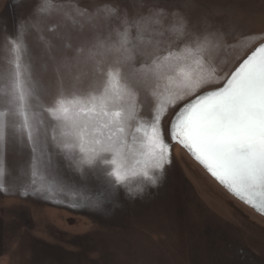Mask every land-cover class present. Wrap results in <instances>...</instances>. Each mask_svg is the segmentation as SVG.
Returning a JSON list of instances; mask_svg holds the SVG:
<instances>
[{
    "label": "snow or ice",
    "instance_id": "obj_1",
    "mask_svg": "<svg viewBox=\"0 0 264 264\" xmlns=\"http://www.w3.org/2000/svg\"><path fill=\"white\" fill-rule=\"evenodd\" d=\"M53 11L52 0H43L37 8L38 14ZM85 14L77 12L81 17ZM88 15L115 19L118 24L76 48L67 42L70 37L58 33L57 38L65 40L60 58L50 54L51 41L41 37L49 53L44 72L33 67L23 24L18 26V38L7 41L12 58L10 67L0 70V154L9 141L26 146L28 178L18 188L6 186V164L0 160V193L75 197V185L66 182L61 164L82 181L99 183L95 199L82 198L92 207L111 203L121 189L130 196L142 192L157 184L170 163L171 145L162 126L168 107L194 96L173 116L172 142L187 149L231 193L264 214V45L235 70L222 74L210 59L222 36L206 21L202 31H192L181 13L165 12L155 2L132 19L111 3ZM71 23L75 27L77 21L72 18ZM166 34L173 41L158 39ZM177 42L182 47H176ZM65 50L73 55H64ZM136 60L139 67L133 64L132 72L126 74L125 66ZM84 65L91 66L89 90L75 85L65 89L62 70ZM49 66L55 81L45 83ZM130 76L150 88L159 101L149 118L141 115L143 104ZM53 83L55 96L51 104H45ZM212 85L220 86L201 92Z\"/></svg>",
    "mask_w": 264,
    "mask_h": 264
},
{
    "label": "rangeland",
    "instance_id": "obj_2",
    "mask_svg": "<svg viewBox=\"0 0 264 264\" xmlns=\"http://www.w3.org/2000/svg\"><path fill=\"white\" fill-rule=\"evenodd\" d=\"M9 2L0 0L1 17L10 11ZM153 2L165 12L181 13L192 31H202L206 21L221 34L220 46L210 53V59L222 74L235 70L264 42V0H56L51 14H38L37 0L23 15L27 29L23 40L34 58V69L44 72V66L49 64L43 42L36 43L35 29L41 37L52 38L51 55L60 58L65 40L58 39V33L70 37L67 42L76 48L87 46L86 41L106 35L110 25L118 24L115 19L89 18L88 14L98 6L111 3L132 19L146 12L147 5ZM141 3L145 6L141 7ZM78 11H85V16L77 15ZM72 18L77 21L75 27ZM53 26L57 27L49 33ZM158 39L169 42L174 38L166 34ZM175 46L182 47V42ZM5 47L6 51L10 48L7 44ZM64 55L71 57L73 53L65 50ZM10 58L4 48L0 50V70L8 69ZM133 64L139 67V60L125 66L126 74L132 72ZM90 68L84 65L80 69H63L64 88L75 85L88 91L93 81ZM129 79L143 104L141 115L149 118L159 101L153 98L150 88L137 84L135 77ZM44 80L55 81L51 66ZM219 86L212 85L201 92ZM54 96L53 83L45 104H51ZM193 98L189 96L168 107L162 121L172 162L171 167L165 165L164 181L131 196L121 189L119 199L112 201L114 210L105 211V219L93 216L87 208L56 207L0 193V264H264V216L233 197L182 147L171 142L169 126L173 116ZM22 151L23 148L19 152L13 149L8 153L5 147L0 154L10 173L8 184L26 174L28 151ZM66 175L75 179L78 188H85L77 182L81 180L77 174ZM89 180L83 184H89ZM132 186H136L135 182ZM159 197L166 200L160 203Z\"/></svg>",
    "mask_w": 264,
    "mask_h": 264
},
{
    "label": "water",
    "instance_id": "obj_3",
    "mask_svg": "<svg viewBox=\"0 0 264 264\" xmlns=\"http://www.w3.org/2000/svg\"><path fill=\"white\" fill-rule=\"evenodd\" d=\"M262 45H264V42L261 43L257 48H255L249 55H251L254 51H256L259 47H261ZM248 55V56H249ZM247 56V57H248ZM247 57L245 59H247ZM243 62V61H242ZM241 62V63H242ZM172 142V140H171ZM173 143V142H172ZM174 144H178V143H174ZM180 147H182L180 144H178ZM214 180H216L208 171L207 169L202 165L200 164L193 156L192 154L187 150L185 149L184 147H182ZM27 149V147H26ZM28 151V149L26 150ZM25 151V152H26ZM21 165L18 164V167H20ZM61 171H62V174H63V177L64 179L66 180V182L69 184V185H72L74 184L75 185V191L78 193L75 197L73 196H70V195H60V196H57V197H53L51 199H47L43 196H39V195H32L31 193H29L27 196H21L18 194L17 191H9L7 193H4L6 195H10L11 197H20L22 199H34L36 201H39L41 203H45V204H50L52 206H60V207H66V208H70V209H81V208H87L89 209V212H92L93 216L95 217H98V218H103L105 219V217L108 215V213H106L105 211H112L114 210V207L111 206L112 202L111 203H104L102 206L100 207H92L90 206L89 204L87 203H84L82 202V198H88L89 200H92V199H95L96 196H97V193L101 190V186L99 185V183L95 180H89V184H83V181L82 180H78L77 182L82 186V187H85L84 189H80L77 187L76 185V182H75V179L70 176V175H66V171L63 170V167H62V164H61ZM26 174L25 176H20V178H18L17 180L15 181H10L11 183L8 184V179H9V175L10 173L8 172V174L5 175L4 177V183L6 186H11L13 184L17 185V188L24 182L27 181V169L25 170ZM24 172V173H25ZM216 182L221 185L228 193H230L233 197H235L237 200H239L240 202H242L243 204L247 205L249 208H251L252 210H254L250 205H248L247 203L243 202L242 200H240L237 196H235L233 193H231L225 186H223L221 183H219L217 180ZM87 183V182H86ZM136 184V182H135ZM155 186V185H154ZM154 186H147L144 188L145 189H151V188H154ZM143 190V191H144ZM142 191V192H143ZM119 198L116 197L115 200H118ZM114 202V201H113ZM256 213H258L256 210H254ZM111 213H114V212H111ZM259 215H262L264 216V214H260L258 213ZM116 219H120L119 217H114Z\"/></svg>",
    "mask_w": 264,
    "mask_h": 264
},
{
    "label": "flooded vegetation",
    "instance_id": "obj_4",
    "mask_svg": "<svg viewBox=\"0 0 264 264\" xmlns=\"http://www.w3.org/2000/svg\"><path fill=\"white\" fill-rule=\"evenodd\" d=\"M9 12L6 13L4 16H0V50H2L4 48V52L6 54V57L7 55L9 54V56L11 55V58H12V53H11V44H9L7 41L8 39H12L11 35H12V30L13 28L15 29H18V26L25 23L24 22V14L26 11H28V8H32V6H30L27 2L28 1H15V0H9ZM19 12H21V16H18L19 15ZM13 17L14 15H16L17 19L16 20H12L11 17ZM27 30V29H26ZM25 35V33H24ZM24 35H23V39H24ZM18 37H16L15 39H17ZM6 44L9 45V49L6 51ZM10 58V59H11ZM10 67V65H9ZM8 67V68H9ZM168 166L171 167L172 166V162L170 161V163H168ZM7 169V168H6ZM8 170H6V174H8ZM165 173H167V171L165 170L164 171ZM164 175L161 176V178L159 179L158 183H161L162 181H164ZM152 189V188H151ZM165 189L167 190V188L165 187ZM177 188L176 186L174 187V194L176 195L177 194ZM164 190H162L160 193L161 195L164 194L163 193ZM167 194V191L165 192ZM163 196V195H162ZM148 199V198H147ZM146 199V200H147ZM159 202L160 203H163L166 199L165 197H159ZM156 201V200H155ZM245 205V204H244ZM247 206V205H246ZM248 207V206H247ZM251 209V208H250ZM254 211V210H253ZM255 212V211H254ZM256 213V212H255ZM258 214V213H256ZM259 215V214H258ZM262 216V215H261Z\"/></svg>",
    "mask_w": 264,
    "mask_h": 264
},
{
    "label": "trees",
    "instance_id": "obj_5",
    "mask_svg": "<svg viewBox=\"0 0 264 264\" xmlns=\"http://www.w3.org/2000/svg\"><path fill=\"white\" fill-rule=\"evenodd\" d=\"M15 1H22V2H24L25 0H15ZM26 1H28L27 3L29 4V5H32L35 1H37V0H26ZM39 2H40V4L39 5H41V3L43 2V0H39ZM52 3L53 4H55L56 3V0H52ZM35 4V3H34ZM33 6V5H32ZM37 6V5H36ZM33 10H35V9H33ZM16 18V15H14L13 17H12V19H15ZM16 20V19H15ZM79 23H81V22H78V24ZM36 30V43L37 44H41V42H42V40H41V34H39L38 33V29H35ZM13 32H12V35H11V37H12V39H15L16 37H18L19 36V31H18V29H15V28H13V30H12ZM52 33V32H54V30H50L49 31V33ZM26 33V32H25ZM51 38V37H50ZM49 38V40L48 41H51V39ZM45 40H47L46 39V37L44 38ZM44 44V43H43ZM53 51V49H51V52ZM48 55H49V53H47ZM51 54V53H50ZM6 148H7V152L9 153V152H13V149L16 151V152H19V150L20 149H22L23 148V151L22 152H25L27 149H26V146L25 147H21V145L20 144H18L17 142H15V141H9L8 142V144L5 146ZM18 147H21L20 149H18Z\"/></svg>",
    "mask_w": 264,
    "mask_h": 264
},
{
    "label": "bare ground",
    "instance_id": "obj_6",
    "mask_svg": "<svg viewBox=\"0 0 264 264\" xmlns=\"http://www.w3.org/2000/svg\"><path fill=\"white\" fill-rule=\"evenodd\" d=\"M216 181V180H215Z\"/></svg>",
    "mask_w": 264,
    "mask_h": 264
}]
</instances>
